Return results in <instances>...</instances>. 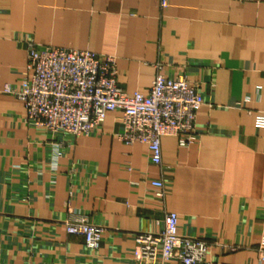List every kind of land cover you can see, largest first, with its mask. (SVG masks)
I'll return each instance as SVG.
<instances>
[{
    "label": "crops",
    "instance_id": "obj_1",
    "mask_svg": "<svg viewBox=\"0 0 264 264\" xmlns=\"http://www.w3.org/2000/svg\"><path fill=\"white\" fill-rule=\"evenodd\" d=\"M160 3L0 0V264H139L134 237L158 233L165 212L207 243L199 264H264V0ZM27 39L114 56L129 95L148 92L156 65L184 77L204 100L195 138L162 137L155 166L145 145L117 139L116 112L74 139L28 124L3 92L26 77ZM74 215L103 229L98 250L65 232Z\"/></svg>",
    "mask_w": 264,
    "mask_h": 264
},
{
    "label": "built area",
    "instance_id": "obj_2",
    "mask_svg": "<svg viewBox=\"0 0 264 264\" xmlns=\"http://www.w3.org/2000/svg\"><path fill=\"white\" fill-rule=\"evenodd\" d=\"M165 8L166 0H161ZM26 77L18 90L6 85L3 92L19 99L26 122L52 134L70 139L88 136L101 127L106 115L120 114L121 131L116 134L126 145L140 143L147 147L149 162L161 166L160 139L177 136L186 143L195 138L196 113L204 100L196 86L184 77L168 79L156 74L146 94H127L118 85L116 59L91 51L45 47L37 49L26 41ZM256 125L264 128V115L256 117ZM69 146V145H67ZM154 196L162 203L166 188L159 179L150 180ZM176 213L165 212L162 227L155 234L134 237L133 259L139 264H199L208 251L206 242L179 235ZM65 232L81 239L92 251L100 248L103 229L91 225L86 217L74 215L65 222ZM264 262V249L259 250Z\"/></svg>",
    "mask_w": 264,
    "mask_h": 264
}]
</instances>
